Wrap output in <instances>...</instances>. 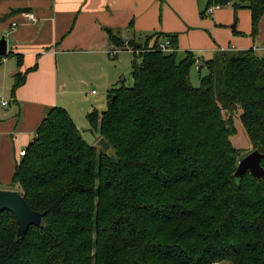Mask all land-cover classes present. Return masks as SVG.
Listing matches in <instances>:
<instances>
[{"label":"trees","instance_id":"1","mask_svg":"<svg viewBox=\"0 0 264 264\" xmlns=\"http://www.w3.org/2000/svg\"><path fill=\"white\" fill-rule=\"evenodd\" d=\"M197 1L201 16L248 10L253 36L264 14V0ZM106 32L110 50H130ZM146 41L130 50L132 85L121 80L106 110L86 115L114 157L61 107L37 126L10 185L42 223L17 238L14 217L0 212V264H264V183L234 178L245 155L231 143L238 121L264 169V59L252 49L178 58L175 34ZM197 63L206 74L194 87ZM27 72L13 76V102Z\"/></svg>","mask_w":264,"mask_h":264},{"label":"crops","instance_id":"2","mask_svg":"<svg viewBox=\"0 0 264 264\" xmlns=\"http://www.w3.org/2000/svg\"><path fill=\"white\" fill-rule=\"evenodd\" d=\"M203 8L197 0H0V36H5L11 53L0 64V106L6 102L3 97L9 96L15 108V135L28 142L27 146L41 120L56 106L65 109L78 128L77 114H83L85 120L89 112L97 110L78 101L96 96L94 87L90 91L87 84L108 88L107 97L121 81L117 83L116 73L108 69L121 51L133 58L130 50H120L114 58L108 54L106 30L139 39L153 33L175 34L178 53L189 51L199 60H209L227 49H252L264 59V14L253 36L248 10L214 8L201 16ZM198 63L194 66L199 70ZM91 70L99 73L98 84L86 81ZM18 72L27 73L13 102L10 89ZM4 125L0 124V133ZM20 148L19 152L25 144ZM16 162L15 158L14 166Z\"/></svg>","mask_w":264,"mask_h":264},{"label":"rangeland","instance_id":"3","mask_svg":"<svg viewBox=\"0 0 264 264\" xmlns=\"http://www.w3.org/2000/svg\"><path fill=\"white\" fill-rule=\"evenodd\" d=\"M224 8H233L232 6H226ZM234 10V8L232 9ZM241 11L243 9H235L233 12ZM246 10V9H245ZM230 26V24L228 25ZM117 36V35H116ZM120 40L123 41V47L128 48L132 50L133 46H137V48L142 44L145 45L146 37L144 38H132L129 36L128 38H122L120 36H117ZM152 42V41H151ZM149 41V45L151 44ZM167 46L164 42H162V45ZM135 48V47H134ZM166 52V51H165ZM183 53H179L178 58H181ZM133 58H131V55L129 53H126V51H121L119 55L117 56V60L111 65V69H108L109 71H114L117 76V83L118 79H121L123 81L124 86L130 87L132 85V78L130 75V62ZM141 59L137 57L136 63H140ZM113 68V69H112ZM104 69V68H103ZM106 72V69H104ZM91 77H87L86 75V81L91 80L94 81L98 84V77L99 73L91 70L90 71ZM206 74V69H203L201 72L198 71L197 67L193 66L191 71H190V82L194 87L199 86V76L205 75ZM117 83L114 84V86L117 85ZM96 85V84H95ZM93 84H87L88 90H92L91 88L94 87V90L96 93V96H88L83 101L78 100L81 104H84L87 108H91V105H94L97 109L98 112L102 111L105 109V98H106V90L108 88H102L100 86H95ZM89 91V92H90ZM86 93V91H85ZM3 100H6L9 105L7 107H2L0 106V124H5L4 128L2 129V132L0 133V190H18L17 187H11V181L12 177L14 174V159L20 160V157H18V152L21 149L20 147L22 145L26 144L28 142H25V140L21 139V136L18 134L15 135L16 131V123L12 119V117L15 114V108L10 102V97L8 96L3 97ZM5 108L9 109L8 112H4ZM1 118L3 120H1ZM77 122L79 123L80 131H81V136L82 138L89 144L94 146L97 149V153L103 152L102 148L99 146V134L97 132H93L89 129V124L84 120V115L83 114H77L76 118ZM5 133L7 135H5ZM231 143L235 148H238L241 150V153L243 155H246L250 152L253 151V148L249 144V141L246 137V135L243 133L239 122L237 121L236 124V132L235 134L231 137ZM14 153H15V158H14ZM108 156L114 157V153L111 149L107 151ZM13 162V165H12ZM223 264H228V263H223Z\"/></svg>","mask_w":264,"mask_h":264},{"label":"water","instance_id":"4","mask_svg":"<svg viewBox=\"0 0 264 264\" xmlns=\"http://www.w3.org/2000/svg\"><path fill=\"white\" fill-rule=\"evenodd\" d=\"M7 54V41L4 35L0 36V56ZM99 146L107 154L110 146L104 139H100ZM263 154L258 150L246 154L242 157L234 172V178L240 181L246 172L252 174L255 178L264 183V169L261 166ZM8 211L14 217L17 225V238H22L30 226H40L42 223V214L34 212L28 206L27 202L17 191L0 190V212Z\"/></svg>","mask_w":264,"mask_h":264},{"label":"built area","instance_id":"5","mask_svg":"<svg viewBox=\"0 0 264 264\" xmlns=\"http://www.w3.org/2000/svg\"><path fill=\"white\" fill-rule=\"evenodd\" d=\"M216 8H217V7H216ZM213 9H214V8H210V9L208 10V13L211 12ZM27 17H28L29 19H33V17H32L31 15H28ZM159 47H160V49H161L162 51H166V52H168V50H169V49L165 48L164 45H159ZM117 52H118V50H109V51H108V54H109L110 56H114V55L117 54ZM94 92H95V91H92V93H94ZM1 105H2V106L6 105V102H2ZM24 154H25V151H24V150H21V151L18 153V156L21 157V156H24ZM214 264H218V263H214Z\"/></svg>","mask_w":264,"mask_h":264}]
</instances>
